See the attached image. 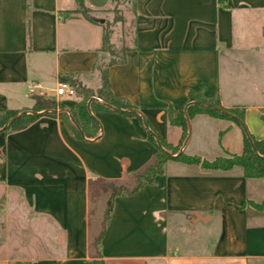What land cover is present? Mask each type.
I'll return each instance as SVG.
<instances>
[{
  "label": "crops",
  "instance_id": "obj_1",
  "mask_svg": "<svg viewBox=\"0 0 264 264\" xmlns=\"http://www.w3.org/2000/svg\"><path fill=\"white\" fill-rule=\"evenodd\" d=\"M131 2L113 24V0H85L90 19L74 12L77 0H0V115L32 112L29 86L51 91L63 78L94 93L88 104L101 102L99 67L113 59L102 50L106 26L112 46L125 49L108 68L110 88L132 106L91 111L95 138L78 136L59 110L0 129V264H264V211L251 204L264 201V178L241 167L169 160L153 184L113 199L104 226L113 190H132L162 141L180 145L168 114L185 109L190 93L245 111L242 123L195 115L180 153L241 154L244 129L264 140V64H256L264 50L237 33L252 15L264 30V0ZM55 100L71 113L81 97Z\"/></svg>",
  "mask_w": 264,
  "mask_h": 264
},
{
  "label": "trees",
  "instance_id": "obj_2",
  "mask_svg": "<svg viewBox=\"0 0 264 264\" xmlns=\"http://www.w3.org/2000/svg\"><path fill=\"white\" fill-rule=\"evenodd\" d=\"M114 3L118 0H113ZM85 17L90 19L91 10L85 5V0H77V10ZM71 12L65 13L66 15ZM119 21H122L120 18ZM111 33L109 26L104 29L103 46L102 50L109 52L113 59L109 62V65L99 67L101 72V88L98 91V98L101 102L92 100L90 104L88 102L95 96L90 90L81 87L75 80L69 78H63V81H67L76 86L77 94L81 97L76 105V108L67 113L65 107L61 103H57L54 98H42L35 97V106L32 112L27 114H21L19 111L8 110L0 115V129H6V132H13L22 130L32 124L39 116V113L45 111L46 114L51 115V111L59 110L60 116L69 121L72 125L75 133L78 136H86L88 138H95L100 133V126L94 119L91 111L94 112L98 109H118V110H132V106L124 99L117 98L113 95L109 76L108 68L111 65L124 61L123 55L116 57L113 46L111 44ZM125 52V49L122 51ZM189 103L185 109H182L177 115L169 110L168 120L174 125L182 129L183 135L179 146L172 147L162 141V147L156 156L154 163L148 167L144 172L139 173L136 176V186L129 190L122 186L113 190V194L108 202L106 210L104 226L110 218V214L113 206V199L118 195H133L136 194L146 184H153L156 176L163 174L166 164L169 160H176L190 165H196L207 170H220L229 171L234 167H241L244 170L245 177L248 178H264V140H257L250 135L246 129H244V148L241 154H227L226 156L218 157L212 161L204 159L200 156H190L184 152L180 153V149L183 143L188 139L190 133V119L195 115L205 114L218 119H225L236 123H242L244 117L243 108H224L222 107L219 99L210 100L202 95L195 93L189 94ZM17 117V118H16ZM11 121V122H10ZM223 135V133L221 134ZM177 155V156H175ZM257 210L264 211V201L261 203H251ZM93 264V263H90Z\"/></svg>",
  "mask_w": 264,
  "mask_h": 264
},
{
  "label": "rangeland",
  "instance_id": "obj_3",
  "mask_svg": "<svg viewBox=\"0 0 264 264\" xmlns=\"http://www.w3.org/2000/svg\"><path fill=\"white\" fill-rule=\"evenodd\" d=\"M120 7V8H119ZM124 9H127V10H131L132 9V2L131 0H118V2L114 3V8H113V11H112V17L109 16V18L111 17L112 18V21H113V24H115V22H118L120 20V18H122V10ZM258 16V14H257ZM239 17H241V15L239 14L237 17H236V21L240 22L239 20ZM255 15H252L251 17H245L242 19V22H245V24L240 27L237 31L238 34H241V33H245L246 35L249 34V38H246V42L248 43H252V44H255L254 46H258L259 48H261L262 50H264V41L260 44V43H256V33H262V36L264 34V30L263 29H258L256 30V24L254 26V23H255ZM262 20L260 21V24H262ZM241 24V23H240ZM259 23H257V25H260ZM244 26H246L244 28ZM239 35H238V38L236 39V42H237V45L238 46H242L239 44ZM244 45V44H243ZM113 50H114V53L116 54L115 56L116 57H121V53H122V47L118 48L116 46L113 45ZM228 61L225 62V64H227ZM254 62V61H253ZM236 64H238V62H236ZM257 65L258 64H264V61L262 62H258L256 63ZM177 156V155H175ZM6 194V190H2L0 189V214H2V209L4 208V201H3V196ZM2 196V197H1ZM2 198V199H1ZM93 264H105L104 261H95Z\"/></svg>",
  "mask_w": 264,
  "mask_h": 264
},
{
  "label": "built area",
  "instance_id": "obj_4",
  "mask_svg": "<svg viewBox=\"0 0 264 264\" xmlns=\"http://www.w3.org/2000/svg\"><path fill=\"white\" fill-rule=\"evenodd\" d=\"M29 95L32 97H42V98H55L58 99L60 97L69 96L74 97L77 95L76 86L67 82V81H60L58 82L57 86L48 91L41 87L38 84H32L28 88Z\"/></svg>",
  "mask_w": 264,
  "mask_h": 264
},
{
  "label": "water",
  "instance_id": "obj_5",
  "mask_svg": "<svg viewBox=\"0 0 264 264\" xmlns=\"http://www.w3.org/2000/svg\"><path fill=\"white\" fill-rule=\"evenodd\" d=\"M101 22L103 23V20H101ZM16 118H17V117H16ZM10 122H11V121H10ZM7 126H8V125H7ZM7 126H5L4 129H6ZM187 140H188V139H187ZM187 140L185 141V144H186Z\"/></svg>",
  "mask_w": 264,
  "mask_h": 264
}]
</instances>
